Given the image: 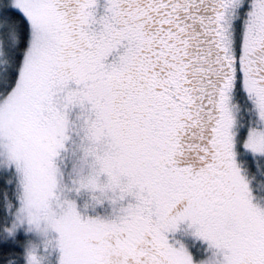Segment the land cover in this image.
<instances>
[{"label": "rangeland", "instance_id": "rangeland-1", "mask_svg": "<svg viewBox=\"0 0 264 264\" xmlns=\"http://www.w3.org/2000/svg\"><path fill=\"white\" fill-rule=\"evenodd\" d=\"M65 1L10 0L30 42L0 96V160L18 195L2 232L23 235L24 264H126L145 240L164 246L168 264H264V93L254 76L240 79V100L218 104L216 145L191 157L180 146L194 104L177 40L195 51L198 36L177 37L190 29H173L162 0ZM235 3L249 48L264 0ZM177 236L204 254L180 249Z\"/></svg>", "mask_w": 264, "mask_h": 264}, {"label": "flooded vegetation", "instance_id": "flooded-vegetation-1", "mask_svg": "<svg viewBox=\"0 0 264 264\" xmlns=\"http://www.w3.org/2000/svg\"><path fill=\"white\" fill-rule=\"evenodd\" d=\"M235 2L239 0H162L159 7L167 14L171 25L173 23L174 30L180 26L190 29V32L180 31L177 37L182 38L187 33L198 36L195 51L192 46L187 49L188 41L177 40L186 47L183 51L186 59H177V67L185 62V90L191 94L194 104L191 123L185 124L180 146L182 152L191 157L206 155L208 152L203 146H209L208 140L216 145L214 136L218 134L213 135L211 126L219 115L218 104L224 98L228 104L242 77L254 75V88L264 93V12L260 10L261 4L255 5L254 26L257 28L254 44L244 49L240 34L236 35L239 26L235 24ZM219 31H223L225 44L229 40L226 48L220 45ZM201 116L206 117L204 122L200 120Z\"/></svg>", "mask_w": 264, "mask_h": 264}, {"label": "trees", "instance_id": "trees-1", "mask_svg": "<svg viewBox=\"0 0 264 264\" xmlns=\"http://www.w3.org/2000/svg\"><path fill=\"white\" fill-rule=\"evenodd\" d=\"M236 35L238 36V34ZM0 41L4 59L0 63V96H2L9 94L16 85L20 64L30 42L29 21L20 10L10 4V0H0ZM238 84L235 94L240 100L244 94L241 89V82ZM244 134L245 131L241 129L238 134L239 142L242 141ZM260 168L264 169L263 167ZM11 173L12 165L6 159L0 160V264H24L23 235L21 233L6 235L2 232L8 224L10 208L17 204L18 199L17 190L11 181ZM179 231L174 235H169L168 239H172ZM178 239L180 243L177 242V244L180 249L188 248L195 257L204 254L198 249L197 244H193L191 240L188 241L187 237ZM148 244L149 241H142L138 252L126 264H168L164 246L157 243L152 244L153 246ZM105 264L125 263H122L118 257L112 256Z\"/></svg>", "mask_w": 264, "mask_h": 264}]
</instances>
